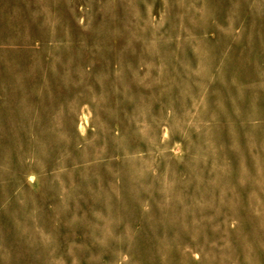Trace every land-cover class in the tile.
<instances>
[{"label":"rangeland","instance_id":"374dc122","mask_svg":"<svg viewBox=\"0 0 264 264\" xmlns=\"http://www.w3.org/2000/svg\"><path fill=\"white\" fill-rule=\"evenodd\" d=\"M0 264H264V0H0Z\"/></svg>","mask_w":264,"mask_h":264}]
</instances>
